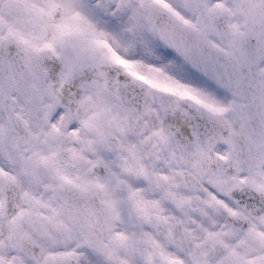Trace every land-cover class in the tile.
I'll return each instance as SVG.
<instances>
[{
    "label": "snow or ice",
    "instance_id": "snow-or-ice-1",
    "mask_svg": "<svg viewBox=\"0 0 264 264\" xmlns=\"http://www.w3.org/2000/svg\"><path fill=\"white\" fill-rule=\"evenodd\" d=\"M0 264H264V0H0Z\"/></svg>",
    "mask_w": 264,
    "mask_h": 264
}]
</instances>
